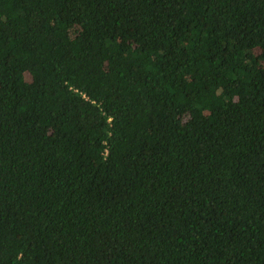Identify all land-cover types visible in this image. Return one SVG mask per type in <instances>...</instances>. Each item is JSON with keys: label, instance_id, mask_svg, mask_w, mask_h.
<instances>
[{"label": "trees", "instance_id": "16d2710c", "mask_svg": "<svg viewBox=\"0 0 264 264\" xmlns=\"http://www.w3.org/2000/svg\"><path fill=\"white\" fill-rule=\"evenodd\" d=\"M0 264H264V0H0Z\"/></svg>", "mask_w": 264, "mask_h": 264}]
</instances>
